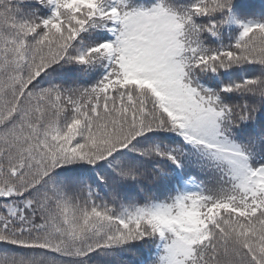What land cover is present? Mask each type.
I'll return each mask as SVG.
<instances>
[{"label":"trees","instance_id":"1","mask_svg":"<svg viewBox=\"0 0 264 264\" xmlns=\"http://www.w3.org/2000/svg\"><path fill=\"white\" fill-rule=\"evenodd\" d=\"M205 1L176 0L173 6L193 16L194 7L199 9ZM2 2V35L7 33L4 29L11 28L14 37L3 65L0 59V264H160L161 255L154 262V230L146 213L158 197L157 187H144L143 199L137 187H128L133 181L126 175L118 180V187L107 183L116 151L111 156L107 153L131 132L147 129L150 116L139 117V126H134L128 124L129 111L118 123L102 109L93 113L100 103V90L94 85L108 73L98 76L101 69L97 71L96 57L89 54L91 41L73 42L70 51L63 36H70L64 28L71 22L44 28L25 18L29 13L24 14L23 3ZM59 3L54 0L42 15L49 22L60 19ZM225 3L213 0L211 8L216 10ZM230 7L240 29V18L249 14L246 8L264 15V0H233ZM164 8L171 14L170 21L183 27V15L174 7V11ZM26 23L37 27L28 32ZM259 26L262 32L231 55L234 64H252L254 60L264 64V24ZM172 43L164 37V48ZM76 51L86 63L82 76H73L63 87L34 76L35 70L74 56ZM228 60L221 57L223 63ZM235 68L228 69L225 83L221 77L199 86L212 94L222 93L223 86L254 77L249 85L241 84L235 96L256 104L264 88V71L246 65L234 73ZM32 77L34 82L27 83ZM257 108L264 110L262 105ZM53 134L57 135L51 139ZM259 142L264 151V138ZM74 180L86 184V195L77 192ZM205 195L203 187H196L189 201L191 216L174 226L171 243L179 247L178 264H264V207L250 205L253 211L243 216L229 209L209 220ZM133 222H139V227L134 229ZM140 230L147 235L139 237Z\"/></svg>","mask_w":264,"mask_h":264},{"label":"rangeland","instance_id":"2","mask_svg":"<svg viewBox=\"0 0 264 264\" xmlns=\"http://www.w3.org/2000/svg\"><path fill=\"white\" fill-rule=\"evenodd\" d=\"M17 1L25 5L23 12L24 14L29 13L25 18L32 24L37 23L39 26H42L46 23L39 18L36 12L39 6L44 5V7H46L51 0ZM232 1L233 0H226V3L222 4L221 7L216 10H214L215 7L211 8L213 0H206L199 9H195L194 7L193 16L189 20L196 25V34L199 37L204 36V38L208 40L211 50L207 51V53L210 52L209 54L204 55L205 50L202 49L200 43H192L190 39H184L186 45L184 47H187L188 52L184 49L183 53H181L187 54L191 65H193L195 61L199 73L201 70H207L210 72L209 77L214 79L219 78L217 81H220L221 77H223V83L226 82L224 76L228 73L226 72L228 69L241 66V64H234L231 60V55H234L236 48L243 42L255 39L256 35L262 32L261 27H250L243 29L240 35L232 37L233 30L227 25L228 10ZM9 3H11L10 0ZM63 10L67 12V14H71L80 24V26L75 29L74 33L66 39L68 45H71L74 39L78 36H82L83 33L89 37H96L98 33L106 34L109 31L113 33L114 26L116 25L115 23H117L114 0H61V15L63 14ZM156 18H162V12L159 9L155 11H127L124 14V22H122L121 26L117 27L116 34L118 35L115 36L116 40L123 45V48H127V53L130 56H135L134 53L141 47L144 52L141 57H143L145 61L137 59L136 61L142 63H132V68L138 70V73L134 72L132 74H124L122 70L121 74L118 68L112 65V69H110L112 75L103 81L100 90L102 95H104L103 100L107 98L108 92L114 91L112 94L114 100L116 102H123L126 111H129L128 124L130 125H132V121L139 118L137 116L134 117L137 112L139 113L141 111V116H143L145 114L143 111L148 110V108L152 109V116H155L154 112H157L159 115L157 126H151V124L145 130L136 133L131 132L124 140L121 142L119 140L118 143H120L114 145V148L107 153L111 156L116 151L113 157L116 160L128 157L125 161H129L131 167L126 173H128L127 177L133 181L128 187H137L138 192H141L144 187L159 185L157 180L159 172L160 174H164L168 178V181H172V177L170 176L172 172L169 171L171 168L177 171L178 175H181L178 171L180 164L177 161L176 154L178 150L182 151L185 144L205 146L213 152L228 155V157H231L233 160L231 161L226 157V161L235 164V167L243 166V169L245 168L243 159L246 154L239 142L236 140L237 146L233 140L226 137L227 140H230L229 142L225 140L224 137H221L219 132L220 121L221 118L223 119L222 110L218 111L216 109V111H214L211 108L212 105L205 107V109L204 106H202L201 110V101L210 95L204 93L199 87L195 86V81H193L194 85L192 84L193 74L189 71L190 79L189 85L187 86V83L179 76L178 72L173 74V71L166 66H164V76L159 77V71L156 75L155 72H151L152 70H158L156 61H154L156 54L153 52V59L150 58L148 55L149 53L147 54L146 49L148 47V41L143 32L155 31L150 41H152V45L156 47V51L161 52L163 37L166 33L161 29L156 30V26L153 23V19ZM200 23H202V25ZM25 25L28 24L26 23ZM53 25L56 26V23ZM28 27V32H30L37 26L28 25ZM142 29L146 31H142ZM81 31H83V33L78 34ZM98 41L99 40L95 38L93 48L91 49L93 53L92 57L98 55L95 63L97 65L99 63L103 64L102 62H104V60L102 57L105 56V65L111 66L113 62L111 60L113 57L112 47L103 43L99 44ZM1 42L0 40V59L3 65L4 53H6L8 47L11 49L12 43H3L2 45ZM173 55V49H169L164 53L163 57L170 60L173 58ZM178 55H180V52ZM221 57H228L229 60L223 63ZM152 60L153 64L151 63ZM253 62L252 64L251 62L246 64L242 62V64H244V67L245 65H252V67L257 66L261 71H264V64L256 60ZM84 65H86L85 60L77 53L74 56L66 57L57 62L52 61L42 68L35 70L34 76H38L37 78H42L43 80H48L54 87H63L73 76L83 75L85 69ZM171 67L173 68L174 66L172 65ZM130 70L133 71L132 69ZM146 77L153 79L150 80L155 85L156 89L153 90L151 83L148 81L146 82ZM33 78L34 77L28 79L27 83L34 82V80H32ZM253 78L250 80L244 79V82L241 84L249 85ZM237 80L238 79H236V81ZM205 81L210 82L211 79H205ZM237 82H239V80ZM241 84L224 88L222 95L225 100V106L222 105V107L224 111V120L227 122L228 120H232L233 123H237L241 131L249 136L253 132L252 126H250L253 119L259 115L264 117V110L259 112L257 108L262 105L264 109V88L257 98V103L252 104L251 100L235 96L238 90L243 87ZM191 91L193 95L197 96L196 98H200L201 101H190ZM164 104H166L170 110L176 111L178 114L173 115L166 109ZM195 110L196 112L197 110H201V117L200 115L198 116L199 122L195 123L203 125L198 133L196 131L193 134L195 137L192 138L190 132V136L186 134L187 131H189L190 127L188 123L191 122V119L188 120L185 117H187V113L195 115ZM261 120H263V118ZM232 125L235 126V124ZM56 135L57 134H53L50 138L52 139ZM43 140L49 141L48 139ZM203 140H205L206 143L203 142ZM200 142L204 143V145L200 144ZM234 160H237L239 163L234 162ZM247 168L249 169V173H247V175H249L248 178L252 180L253 184L246 183L244 187H240V189L232 187V190H224L222 187L214 188V198L210 199V210L206 214L209 220L219 217L222 212H229V209L236 207V203L238 202H241L243 205H248L249 208L250 205H260L264 207V168H254L252 164H249ZM240 174H243L241 169ZM241 182L242 181H240V184ZM77 184L81 186L78 180ZM181 186L183 189L182 196L173 197L170 200L171 202L167 205L159 203L152 204L149 209L148 216L150 217V224L152 228L153 226L154 228H158L159 234H161V228L165 226L170 229V224L173 221L170 220L169 215V210L171 208H175L177 217L188 216V210L185 208L184 196H188V194L192 192V186L186 181H182ZM84 195H86L85 192ZM131 225L136 229L139 227V222H133ZM139 234L142 235L139 237H144L147 235V232L140 230L138 232V235ZM207 239H210L209 234L207 235ZM178 250V246H169V254L166 256L164 264H176L175 254L178 253Z\"/></svg>","mask_w":264,"mask_h":264},{"label":"bare ground","instance_id":"3","mask_svg":"<svg viewBox=\"0 0 264 264\" xmlns=\"http://www.w3.org/2000/svg\"><path fill=\"white\" fill-rule=\"evenodd\" d=\"M8 34H11V32L10 31H6ZM112 105H113V103H108L107 105H106V109L105 110H108V111H111L113 108H112ZM105 110H103V112L105 111ZM104 114V113H103ZM102 114V115H103ZM91 116H94V117H97L95 114H92ZM110 116H116V115H110ZM117 117V116H116ZM120 121H121V119L119 118V117H117Z\"/></svg>","mask_w":264,"mask_h":264}]
</instances>
